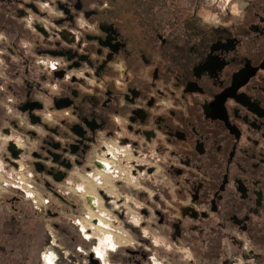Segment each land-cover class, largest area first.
<instances>
[{"label":"flooded vegetation","instance_id":"1","mask_svg":"<svg viewBox=\"0 0 264 264\" xmlns=\"http://www.w3.org/2000/svg\"><path fill=\"white\" fill-rule=\"evenodd\" d=\"M0 131L38 191L8 196L0 264L42 258L51 220L91 262L97 193L143 199L185 264H264V0H0Z\"/></svg>","mask_w":264,"mask_h":264},{"label":"rangeland","instance_id":"2","mask_svg":"<svg viewBox=\"0 0 264 264\" xmlns=\"http://www.w3.org/2000/svg\"><path fill=\"white\" fill-rule=\"evenodd\" d=\"M102 179L104 181L105 184H107L110 180L109 176H105L102 175ZM92 180V179H91ZM132 182H135V179H132ZM93 182L96 184L95 180L93 179ZM108 188V192L111 193L112 191L116 192V189H112L110 186L107 187ZM92 189H90L91 191ZM145 201H144V206L145 209L147 211H149V209L151 210L153 205L152 203L155 201V190L152 186L146 185L145 187ZM11 193H15V192H1L0 193V219L3 216V213L7 212L10 210L9 209V205L6 203L8 196ZM71 197L75 200H77V197L74 196L73 194H70ZM120 193H117V198H104V196L100 193H97V200L99 202V211L102 210V208L105 210L104 207H115V204L120 205L121 202H123L124 204H126L127 208H124V205H120L118 206L119 208H116L118 211V214L123 217V219L126 218H130L131 221H129V223L125 226V228L123 229L122 233L119 234V243L121 244L122 242H124V244L121 245V247L123 249L126 248H132V245H135L136 247L138 246V243L140 242L139 237L145 235L146 237V243L145 246L146 248H150L151 250L149 251L148 249H146V251L149 253V256L152 255V257H155L156 262H163L165 264H185L183 263V261L186 260L189 261V258L191 257V253L190 252H183L180 253L179 250H184L183 247H178L175 246L174 244L170 243L161 233L153 230L150 228L149 225L145 226L143 224H141V222H139L140 220H142L141 217V211H139L138 207L131 205L130 201H135V204H137L138 206H142V201L143 199L137 198L136 196L134 197L131 194H128L127 197H123L121 196L120 199H118V197L120 196ZM128 198L130 201H128ZM149 201V203L147 202ZM153 201V202H152ZM151 202V203H150ZM104 203V204H103ZM114 204V205H113ZM5 210V211H4ZM128 210V213H126L125 211ZM98 216H100V214H97ZM72 217V215H71ZM146 220L148 219H152V217L148 214L146 217ZM51 223L48 226V230H49V237H48V243L45 246L43 252H42V258L36 260V253L34 255H32L35 264H92L85 255L82 257L83 260L78 261V257H72V252L74 253V249L72 250L71 248L74 247L73 241L74 243L80 244V238L78 237L77 234H75V230L74 228H72L71 226H67V230L66 232H68L69 236H66V234L64 233V235H61L60 233L57 232V230L55 229L54 225H53V221H50ZM55 222V221H54ZM136 224V225H135ZM140 224V225H139ZM46 233V231H45ZM99 233V232H97ZM95 234V233H94ZM99 235V234H96ZM72 236L75 237L72 239ZM35 240V239H34ZM91 246L93 245L92 243H88ZM130 246V247H129ZM98 249V248H97ZM64 252H63V251ZM100 250V252H99ZM65 254L67 255V258L64 259L65 257H62L60 260L59 254ZM98 253L102 256V258H104V250L99 248L98 249ZM6 254L14 257V253H10V252H6ZM32 254V253H31ZM30 254V256H31ZM50 255V256H49ZM53 255L57 256L58 255V259L53 261V259H49L50 257H52ZM76 255V254H75ZM111 251L108 253V257L104 260L106 264L107 261L110 262V264H132L131 262H127L124 260L123 257H121V252L119 253V255H114L113 256V260L111 259ZM149 256L146 257V259L142 262V264H149L150 263V258ZM68 258H72L73 262H69ZM49 259V260H48ZM8 264H19V263H15L14 261L8 263ZM22 264V263H21ZM25 264H28L27 262ZM30 264V263H29Z\"/></svg>","mask_w":264,"mask_h":264},{"label":"built area","instance_id":"3","mask_svg":"<svg viewBox=\"0 0 264 264\" xmlns=\"http://www.w3.org/2000/svg\"><path fill=\"white\" fill-rule=\"evenodd\" d=\"M7 137L2 134L0 131V193L1 192H19L23 195H25L27 198H30L34 200L37 197L38 191L35 187L34 180L28 170L27 167L22 166L18 164L16 161H14L11 157L7 156V153L5 152V142L7 141ZM14 163L17 164L15 166ZM103 162V169H108L109 172L112 170L110 167H114V164L111 162V160H102ZM121 168V167H120ZM121 171L123 169H120ZM94 215V222L92 224L91 230H86L85 233L87 235V238L90 240H95L96 243L93 245L90 252L94 255V258L98 259L101 264L105 263V259L108 257V253L110 251L116 250L119 246L124 244L122 242L119 243V234L122 233L120 230V226L116 224L117 218L111 214L110 212L102 209L100 211H96ZM97 214H100L98 216ZM101 218H104L105 226L107 227L108 231H112V235L114 234V247H111L110 244L104 247L105 249V258H102L100 255H98L97 247H99L100 238L99 236L102 235L99 233H95V227L97 224H99L101 221H99ZM95 233V234H94ZM99 234V235H96ZM106 264H110L109 261H107ZM149 264H163V262H156L155 257H151Z\"/></svg>","mask_w":264,"mask_h":264},{"label":"bare ground","instance_id":"4","mask_svg":"<svg viewBox=\"0 0 264 264\" xmlns=\"http://www.w3.org/2000/svg\"><path fill=\"white\" fill-rule=\"evenodd\" d=\"M99 221H101V222L99 224H97L94 232L95 233L99 232V234L102 233V235L99 236V238H100V243L103 244V246L106 247L107 245H109L111 243L110 246L113 247L114 246L113 245L114 244V242H113L114 241V234L112 235V231H108L107 227L105 226L106 224L104 222V218H101ZM98 249H97V252H98ZM99 252H100V250H99ZM98 255H100V254L98 253ZM104 257H105V255H104Z\"/></svg>","mask_w":264,"mask_h":264},{"label":"water","instance_id":"5","mask_svg":"<svg viewBox=\"0 0 264 264\" xmlns=\"http://www.w3.org/2000/svg\"><path fill=\"white\" fill-rule=\"evenodd\" d=\"M8 149L12 152L13 157H15V158L18 157V153H19V151H18L17 149H15V147H14V145H13L12 143H10ZM13 164H14L15 166H17L16 163L13 162ZM90 259H91V263H92V264H100L99 261H98L97 259L93 258V254L90 255Z\"/></svg>","mask_w":264,"mask_h":264},{"label":"trees","instance_id":"6","mask_svg":"<svg viewBox=\"0 0 264 264\" xmlns=\"http://www.w3.org/2000/svg\"><path fill=\"white\" fill-rule=\"evenodd\" d=\"M114 256V255H113ZM113 256H112V260H113Z\"/></svg>","mask_w":264,"mask_h":264}]
</instances>
